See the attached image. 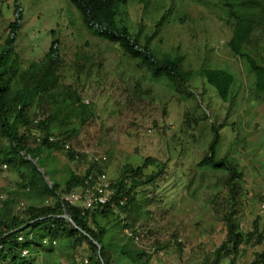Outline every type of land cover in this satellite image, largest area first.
<instances>
[{
	"label": "rangeland",
	"instance_id": "1",
	"mask_svg": "<svg viewBox=\"0 0 264 264\" xmlns=\"http://www.w3.org/2000/svg\"><path fill=\"white\" fill-rule=\"evenodd\" d=\"M220 1L159 0L156 8L151 7L156 16L144 13L140 6L134 9L138 0H133L126 5L127 18L119 16L117 20L134 36L138 30L135 13L140 18L149 16L154 24L168 11L175 16L185 13V20L165 21L164 32L150 46L154 52L157 48H179L188 70L209 67L233 72L235 82L228 102L221 101L215 88L201 76L182 89L165 78H152L141 62L131 60L117 45L91 36L69 0H18L23 18L14 51L28 63L42 58L57 38L62 81L79 90L98 116L72 143L83 159L71 161L58 152L42 154L41 171L48 172L45 180L64 187L70 172L82 174L93 160L104 156V169L114 181L126 165L141 166L145 159H154L144 173H157L158 178L138 188L141 211L149 214L135 222L142 235L141 245L151 247L148 264H211L214 251L228 240L224 215L232 209L235 225L244 233L252 229L256 219L260 226L264 223V93L255 89L254 73L246 60L227 46L232 23L227 22ZM0 5L2 43L13 21L14 0H0ZM153 32L154 25L145 21L143 36ZM246 49L264 62L262 27L254 31ZM83 54L91 57L90 62L77 71L76 56ZM214 125L221 135L218 155L233 158L243 174L233 208L230 187L224 183L227 171L198 167L208 152ZM18 183V173L0 164V207L11 193L18 192L12 208L15 214L19 203L23 202L24 208L30 205L22 198ZM43 249L19 262L71 264L90 255L85 245L73 251L68 241L51 252ZM262 250V245L242 246L234 256L235 264H250ZM219 264L230 262L222 259Z\"/></svg>",
	"mask_w": 264,
	"mask_h": 264
},
{
	"label": "trees",
	"instance_id": "2",
	"mask_svg": "<svg viewBox=\"0 0 264 264\" xmlns=\"http://www.w3.org/2000/svg\"><path fill=\"white\" fill-rule=\"evenodd\" d=\"M125 1L80 0V3L72 0L80 11L83 28L91 36L117 45L130 58L141 62L152 78H165L182 89L194 77L201 76L215 88L221 101H229L230 90L235 82L233 72L209 67L198 71L188 70L183 63L184 55L178 52L179 48H173L172 51L158 49V52H154L150 44L161 28H165L166 17L161 18L159 31L141 40L139 33L133 36L114 22L116 8ZM222 6L227 22L232 23L227 46L234 55L246 60L254 73L255 89L264 93V62H260L246 49L253 40L254 31L260 27L264 29V0H224ZM184 16L185 13L174 15L171 19L182 21L187 19ZM18 29L17 22L10 23L8 36L3 43L0 42V164L18 173L17 186L23 189L22 198L29 200L30 205L24 209L23 215H18L21 212L15 214L12 208L19 197L16 192L11 193L0 207V264H23L19 262L22 250L33 254V251L40 252L45 248L51 252V249L54 250L65 241H68L73 251L85 245L90 254L85 258L88 264H148L152 257L149 251L151 247L141 245L142 235L135 228V222L144 213L149 214L141 211L138 188L153 184L158 178L157 173H144V169L153 164L154 159H145L141 166L126 165L117 180L109 178L112 192L110 202L102 207L82 211L60 202L44 204L46 199L55 198L57 193L83 186L92 171H105L103 164L107 158L102 162L93 160L82 174L70 172L64 187L45 180L48 172L41 171L44 168L40 163L42 154L58 152L65 154L71 161L83 159V154L72 143L84 128L98 120V116L94 106L85 103L79 90L62 81L63 61L59 56V40L54 37L55 33L51 32L55 39L44 56L25 63L26 60L13 49ZM90 58L88 54L77 55L76 70L85 69ZM32 109L35 111L31 112ZM212 133L208 152L198 167L211 172L227 171L224 183L230 187L229 203L233 208L243 174L233 158L218 155L221 141L218 126H212ZM50 137H54V140L50 141ZM234 214L232 209L224 215L228 240L214 251L211 264H219L222 259H229L230 264H235L234 256L246 245L263 246L261 252L255 253L250 264H264V223L260 226L256 219L252 229L244 233L241 228L237 229ZM20 235L23 241L18 240ZM175 242L181 245L177 239ZM85 259H77L71 264H87Z\"/></svg>",
	"mask_w": 264,
	"mask_h": 264
},
{
	"label": "built area",
	"instance_id": "3",
	"mask_svg": "<svg viewBox=\"0 0 264 264\" xmlns=\"http://www.w3.org/2000/svg\"><path fill=\"white\" fill-rule=\"evenodd\" d=\"M54 137H50V141H53ZM38 141L40 139L38 138ZM66 148H69V145H66ZM102 162L105 160V157L96 159V161ZM6 167V165H4ZM111 181L107 176L105 171L97 173L92 171V173L87 176L84 180V185L78 189H73L69 192H60L57 193L55 198L46 199L44 201L45 205H53L54 202H60L62 205L75 206L80 208L82 211L93 210L98 207H102L110 202V190ZM24 209V203H20L18 210ZM66 216V215H65ZM19 241H23V236L18 237ZM46 243V241H44ZM56 244V241L53 242V245ZM22 256H27L30 254L28 250H22ZM88 264L87 259L84 260Z\"/></svg>",
	"mask_w": 264,
	"mask_h": 264
},
{
	"label": "clouds",
	"instance_id": "4",
	"mask_svg": "<svg viewBox=\"0 0 264 264\" xmlns=\"http://www.w3.org/2000/svg\"><path fill=\"white\" fill-rule=\"evenodd\" d=\"M79 2H80V0H78ZM130 1H133V0H126L125 2H121V3H119V5H118V7L116 8V11H115V15H114V22H115V24H117V26L118 27H120V28H124L125 30H127V28L125 27V26H123V25H120V21H118L117 20V18L119 17V16H121V17H123V18H127V13H126V11H125V8H126V5L130 2ZM158 1L159 0H138V2L136 3V5L134 6V9H137L138 8V6H140L141 8H142V10L144 11V13H149V14H154V15H156V16H159L158 14H156V13H153L152 12V9H151V7L153 6L154 8H156V6H157V4H158ZM69 2L74 6V8H75V10H76V12H77V14H78V16H79V19H80V17H81V15H80V11L78 10V8H77V6L75 5V3L74 2H72V0H69ZM221 2V1H220ZM81 3V2H80ZM223 3H224V0H223V2H221V5H223ZM0 9H1V11H3V8H2V6L0 5ZM1 11H0V17L2 16L1 15ZM163 16H165L166 18H165V21H168V20H170L173 16H174V13H172V12H166V13H164L163 15H161L160 17H158V20L155 22V24L152 22V20H151V18L149 17V16H146V17H144V18H140V17H138V16H136V13H135V20H136V27H137V33H139V39H141V40H146V39H148L149 37H151L152 35H154V33L155 32H157V30L159 31V25H160V20H161V18L163 17ZM22 18H23V16H22V10H21V8H20V6L18 5V0H14V6H13V21L12 22H10V23H13V22H17L18 24H19V29H18V32H19V30H20V28H21V21H22ZM141 21H143V24H141ZM145 21H147V22H150L152 25H154V32L151 34V35H144L143 36V30H144V23H145ZM10 23H9V25H10ZM9 25L7 26V32H8V27H9ZM166 28V27H165ZM165 28H161V30H160V33H161V31H163L164 32V30H165ZM128 31V30H127ZM18 32H17V34H18ZM52 32H54L55 33V31L53 30ZM160 33L158 32V34L160 35ZM17 34H16V37H17ZM8 36V33H7V35L6 36H4V38H6ZM52 36V35H51ZM55 36V35H54ZM93 37H95L94 35H92ZM96 38V37H95ZM98 39V38H97ZM99 40L100 41H102L100 38H99ZM3 41H4V39H3ZM15 41H16V38H15ZM15 41H14V43H15ZM1 42V41H0ZM102 42H104V41H102ZM3 43V42H2ZM105 43V42H104ZM160 43V42H159ZM105 44H107V43H105ZM58 46H60V41H59V44H57ZM108 45H110V43L108 44ZM13 49H14V46H13ZM49 49V48H48ZM120 49V48H119ZM157 50H158V48H157ZM48 51V50H47ZM120 51L123 53V54H125L121 49H120ZM125 55H127V54H125ZM128 56V55H127ZM129 57V56H128ZM130 58V57H129ZM131 60H134V59H132L131 58ZM134 61H137V60H134ZM155 79V78H154ZM89 101L88 100H85V103H88ZM41 137V136H40ZM39 138V137H38ZM5 168V167H4ZM20 204V203H19ZM27 207V206H26ZM26 207L24 208V209H26ZM17 209V208H16ZM24 209H22V210H17L16 211V213L17 212H21V215H23V211H24ZM22 253V252H21ZM31 255V253L29 254V255H27V256H22V254H21V258H23V257H28V256H30Z\"/></svg>",
	"mask_w": 264,
	"mask_h": 264
}]
</instances>
